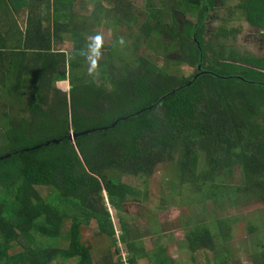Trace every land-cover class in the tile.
<instances>
[{"label": "trees", "instance_id": "obj_1", "mask_svg": "<svg viewBox=\"0 0 264 264\" xmlns=\"http://www.w3.org/2000/svg\"><path fill=\"white\" fill-rule=\"evenodd\" d=\"M48 1H52L54 12L53 30L45 29L52 20L41 14L49 6L35 4L33 0H0V71H18L16 88L21 78L32 75L31 86L36 93L35 101L28 106L30 123L22 120L18 133L28 139L41 132L33 122L39 111L46 114L53 109L57 113L49 116L48 126L59 130L57 137L48 141L50 144L34 141L33 148L0 154V264H51L60 257L78 258V264H91L93 245L83 243L84 225L95 221L100 235L117 242V226L103 205L104 191L115 210L122 212L123 204L140 201L143 191L122 183L117 175L148 177L160 161L171 160L174 155H178L174 189L187 183L197 192L207 189L226 202L254 197L264 203V79L256 78L257 74L264 75V59L235 50L225 55L224 45L220 46L223 51L215 52V43L205 39V24L214 0H174L161 7L152 3L147 8L150 19L159 16V20L154 26L142 23L147 35L159 31L163 37L176 40L185 55L181 59L176 54L179 57L176 62L196 66L190 76L173 75L165 67L138 57L116 80L109 70L113 46L98 44L95 53L105 54V59L97 68L104 80L105 75L111 79L115 88L112 98L103 92L101 85L97 86L104 80L90 78L85 70L77 72L92 52L90 45L94 42L82 36L85 26L82 20L74 27L71 8L78 0ZM246 1H252L244 6L249 20L264 27L254 18L264 12V6L254 5L257 4L254 0ZM113 3L118 21L133 17L130 4L123 0ZM181 3L185 8L183 15L187 16L184 23L179 22L174 10L175 4ZM22 9H29V14L24 29L16 32L12 29L16 25L12 12ZM169 11L172 24L166 22ZM61 32L75 36L68 74L60 65L68 56L51 51L54 42L61 41ZM18 39L22 44H18ZM163 47L168 53L171 44ZM209 51L214 52L213 56ZM34 68L41 71V76L31 72ZM56 74L58 80H69L71 74V88L69 94L55 93L53 102L45 93H50L48 88L56 92L51 79ZM38 79L42 86L40 94L34 85ZM6 80L0 76V95L10 91L6 84H1ZM73 80L80 83L73 86ZM103 86L107 88L106 83ZM4 114L8 116L9 112ZM58 117L62 118V124ZM9 121V143L3 148L10 147L13 141L15 123ZM20 123L16 124L17 129ZM71 131L89 132L79 134L74 143ZM201 150L206 157L204 167L198 171ZM7 153L9 157L1 158ZM236 167L241 170V184L217 183L222 173L230 174ZM42 187L52 188L54 195L44 198ZM68 221L70 225H66ZM120 226L121 239L125 241L129 226L122 217ZM186 230L189 247L195 253L216 250L215 238L222 237L220 229L215 235L211 225L204 222H195ZM38 236L41 246L37 247ZM125 244L129 263L138 264V258L145 255L143 247L134 240H126ZM17 247L22 250L13 252ZM163 254L161 249L158 264L168 261ZM225 260L217 255L208 256L207 264Z\"/></svg>", "mask_w": 264, "mask_h": 264}, {"label": "rangeland", "instance_id": "obj_2", "mask_svg": "<svg viewBox=\"0 0 264 264\" xmlns=\"http://www.w3.org/2000/svg\"><path fill=\"white\" fill-rule=\"evenodd\" d=\"M113 1L78 0L73 4L71 11L74 13L72 19L75 24L74 27L81 24L78 22L79 20H82L85 25L84 30H82V36H86L90 40H95L98 37L99 46L112 44L111 66L109 70L117 78L116 80L126 72V68L130 64H133V61L138 59V57H145L149 61H153L158 67H165L167 72L173 75L190 76L194 74L196 66L176 62L179 58L175 56L176 54L181 56V59H185V55L180 50L176 40H172V42L168 36L163 37L159 31H152L150 35H147L142 29V23L150 22V26H154L159 20V16L150 19L147 9L150 4L153 3L154 6L161 7L163 3L169 4L168 1L173 3L174 0H123L130 4V11L133 17L121 21H118L116 17ZM239 2L240 0H214V6L205 24L207 31L205 39L208 42L215 43V52L223 51L220 49V46L224 45L225 55L231 50L242 54H251L249 52L256 53V48L252 42L246 41L248 44H244L242 42L243 39L232 36L231 29L239 27L240 20L244 19L243 14L237 9ZM33 3L49 6L41 14L52 20L46 24L45 29L53 30L54 12L52 1L50 3L48 0H33ZM257 4L259 6L260 2H257ZM28 10L22 9L18 13L13 10L14 19H10L16 21V25L12 28L13 30L16 29V32L24 29L29 14ZM174 10L179 22L184 23L187 20V16L183 15L185 8L182 3L181 5L175 4ZM164 11H167V9H164ZM169 12V16L166 18L168 24L171 23V11ZM166 14L167 12H164L163 17H166ZM255 15L259 17V14ZM83 17L87 19L83 21L81 19ZM74 27L70 26V29H74ZM60 34L62 35L61 41L54 42L51 51L62 52L68 56H65L66 61L64 64L60 63V61L57 62V65L60 63L62 70L68 74L71 69L69 59L74 54L75 36L70 32H61ZM17 41L18 44H22V42H19L21 39ZM168 44H171V47L167 53V49L165 50L163 45ZM209 54L213 56L214 52L209 51ZM104 59L105 54H96L92 51L87 55L77 72L80 74V70H85L84 73H90V78L99 77L97 80H104L97 68V64ZM259 64L261 65L262 63L259 61ZM256 68L262 69L258 66ZM31 72L41 76V71L37 68L31 70ZM105 73L111 74L110 72ZM58 75L51 76L56 92L52 91L51 88H48L50 93L45 91V95H48V99L53 102L56 98L55 93L59 96L60 92H62L61 94H69L71 87L69 82L70 76L72 77L71 74L69 75V80L67 79L63 82H61L62 80H58L56 77ZM252 75V78H255V74ZM0 76L7 78L1 84H6V88L10 89V91H4L0 95V154L12 149L33 148L34 141L35 143H45L55 139L59 134V130L49 128L48 122L51 119L49 116L57 113L56 109L46 113L48 115L42 114L39 111L37 120L33 123L41 132L35 133L32 137H26L28 139H24L22 132L18 133L22 127V120L27 122V124L30 123L31 116L28 106L36 99V93L33 86H31L33 76L27 75L23 79L20 77L21 82L18 88H16L17 70H13L12 72L1 70ZM105 77L104 82L97 83V86L100 87L101 85L105 89L103 92L112 98L115 96V88H113V83L109 79V76L105 75ZM262 77L264 79V75H256V78ZM39 82L40 80L38 79L34 84L38 94L42 91V86H39ZM77 83H80V81L73 80V86ZM105 83L107 84V88L103 86ZM262 92H264V89ZM108 101H106V104L109 103ZM4 112H9L8 116ZM35 112H37V109H35ZM68 114L71 116L70 111ZM58 115L60 116V113ZM9 119H12V122L14 121L15 123L13 124L15 130L12 132L13 141L10 147L3 148L4 145L6 146L9 143L8 132L11 126ZM61 119H57L59 123H61ZM85 121L89 122L91 120ZM54 122L56 125V119H54ZM18 123H20V127L17 129L16 124ZM177 156L174 155L171 160L164 159L160 161L148 177L128 174L117 175L122 183L130 185L140 192L143 191L140 194L141 200L123 204L122 212L115 210L107 198V192L104 191L105 198L103 205L110 211L117 226L115 236L117 242L115 244L110 238L100 235L95 221L90 222L89 225H84L83 243L85 245H93V262L91 264H130L126 251V240H134L140 243V247H143L145 255L138 258V264H158V260L161 257V249L164 251L163 255L168 258V261L165 260L162 264H207L208 256L216 257V255L226 260L220 263L212 262L211 264H264V203L254 197L247 200L237 198L236 203L226 202L222 197L212 196V193L207 189L197 192L192 186L190 188V185L188 186L187 183L183 184V186L178 185V189L176 187L174 189L172 183L174 180L177 181ZM205 157V151L201 150L198 152V171L204 167ZM217 183L229 186L241 184L240 168H234L230 174L227 172L222 173L217 179ZM51 190L52 188L50 187H42L41 195L44 198L53 196L54 193ZM144 191H146V196H144ZM120 217L129 226V234L125 236V241L121 239ZM195 222L210 224L214 233H216L215 235L219 234V229L222 231V237L218 238L216 236L215 238L217 244L216 250L209 253L207 251L195 253L190 249L188 239L186 238V229ZM66 225H70V222L68 221ZM236 226H239V228ZM39 238L40 236L37 237L38 242ZM118 238L121 241L119 240L118 242ZM36 244L37 247L41 246L40 242ZM20 250L22 248L17 247L13 249V252ZM78 262V258L63 259L60 257L55 259L51 264H78Z\"/></svg>", "mask_w": 264, "mask_h": 264}, {"label": "crops", "instance_id": "obj_3", "mask_svg": "<svg viewBox=\"0 0 264 264\" xmlns=\"http://www.w3.org/2000/svg\"><path fill=\"white\" fill-rule=\"evenodd\" d=\"M246 0H240L238 3V10L240 13L243 14L244 19L240 20L239 27L232 28V36L235 38L243 39V43L252 42L254 47L256 48V53L249 52L251 54H245L250 55L251 57L255 58H263L264 57V27L260 26L259 24H255L254 22L250 21L248 18V11L246 8H244L245 5L251 4L252 1H246ZM260 2V5L254 4L258 7L264 6V0H254V3ZM255 20L259 21V23L262 25L264 24V12L259 14V17H254ZM248 41V42H246Z\"/></svg>", "mask_w": 264, "mask_h": 264}, {"label": "clouds", "instance_id": "obj_4", "mask_svg": "<svg viewBox=\"0 0 264 264\" xmlns=\"http://www.w3.org/2000/svg\"><path fill=\"white\" fill-rule=\"evenodd\" d=\"M98 44H99V38L97 37V38H95L94 42L90 45V50L93 51V52L97 51L98 50ZM90 71H91V69H90ZM63 81H65V80H62L61 82H63ZM43 107L45 109H47V105H43ZM73 133H75V132L71 131L70 137H71V140L75 143L76 139L73 137Z\"/></svg>", "mask_w": 264, "mask_h": 264}, {"label": "water", "instance_id": "obj_5", "mask_svg": "<svg viewBox=\"0 0 264 264\" xmlns=\"http://www.w3.org/2000/svg\"><path fill=\"white\" fill-rule=\"evenodd\" d=\"M87 132H89V131H84V132H80V133H73V137L76 139L79 134H84V133H87ZM46 144H50V142H47ZM9 156H10V154H6L5 156H3L1 158L9 157Z\"/></svg>", "mask_w": 264, "mask_h": 264}, {"label": "flooded vegetation", "instance_id": "obj_6", "mask_svg": "<svg viewBox=\"0 0 264 264\" xmlns=\"http://www.w3.org/2000/svg\"><path fill=\"white\" fill-rule=\"evenodd\" d=\"M232 30V29H231ZM229 53H227L226 55H228Z\"/></svg>", "mask_w": 264, "mask_h": 264}]
</instances>
